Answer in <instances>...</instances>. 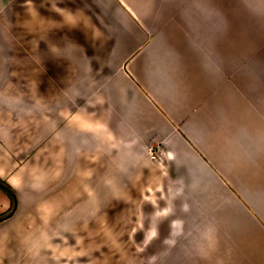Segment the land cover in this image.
Listing matches in <instances>:
<instances>
[{
    "label": "crops",
    "instance_id": "0c3cea01",
    "mask_svg": "<svg viewBox=\"0 0 264 264\" xmlns=\"http://www.w3.org/2000/svg\"><path fill=\"white\" fill-rule=\"evenodd\" d=\"M241 1L0 0V264H80L74 215L106 198L151 208L134 257L92 263L264 264V0Z\"/></svg>",
    "mask_w": 264,
    "mask_h": 264
},
{
    "label": "rangeland",
    "instance_id": "374dc122",
    "mask_svg": "<svg viewBox=\"0 0 264 264\" xmlns=\"http://www.w3.org/2000/svg\"><path fill=\"white\" fill-rule=\"evenodd\" d=\"M234 1H236L234 2L236 4L240 5L241 3L242 5H245V3H243L241 0L238 2L237 0ZM258 22L260 23L258 24ZM248 27L250 33L256 31L264 32V18H260L259 21V18L256 16V14H253L250 10ZM9 29L10 26L8 30ZM255 42V39L250 38L249 46H253ZM260 42L264 44V38ZM109 196H111V194H106V197ZM150 198L153 202L157 201L153 196ZM78 201L81 202V200ZM114 201L106 198L102 200L104 203L100 204L96 200H89V209L86 211L89 212V215L83 214L82 217L79 215H74L72 255L76 262L82 264L81 262L85 263L87 260L89 264H95L92 263L95 262L92 261L93 259L95 260V258L104 259L102 261H111L113 256L127 258L130 256L131 258L136 255V249L122 247L120 244L124 243V241L127 242L130 238L129 228H127L128 224L131 226L132 222L134 223L135 221L137 222L135 223L137 225H142L145 223L144 216H146V213L148 212L146 209L151 208L149 205H146V203L149 204L150 201L140 199L136 200L135 202H131L130 205V202L128 203L127 201L126 206H122L126 200L119 202L121 205L119 203L115 204ZM157 206H162V204L158 202ZM130 207H133L134 210L131 211ZM135 224H133V227Z\"/></svg>",
    "mask_w": 264,
    "mask_h": 264
},
{
    "label": "trees",
    "instance_id": "16d2710c",
    "mask_svg": "<svg viewBox=\"0 0 264 264\" xmlns=\"http://www.w3.org/2000/svg\"><path fill=\"white\" fill-rule=\"evenodd\" d=\"M0 191L6 194V196L9 198L10 203H11L9 210L6 213L0 215V222H2L12 216V214L14 213L16 209L17 202H16V195L14 191L11 189V187L6 182H4L1 179H0Z\"/></svg>",
    "mask_w": 264,
    "mask_h": 264
}]
</instances>
